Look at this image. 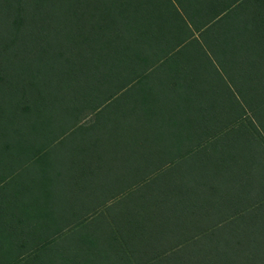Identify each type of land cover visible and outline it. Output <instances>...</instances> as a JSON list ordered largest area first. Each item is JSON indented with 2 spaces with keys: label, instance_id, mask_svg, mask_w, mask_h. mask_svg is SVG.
<instances>
[{
  "label": "trees",
  "instance_id": "16d2710c",
  "mask_svg": "<svg viewBox=\"0 0 264 264\" xmlns=\"http://www.w3.org/2000/svg\"><path fill=\"white\" fill-rule=\"evenodd\" d=\"M0 264H264V0H0Z\"/></svg>",
  "mask_w": 264,
  "mask_h": 264
}]
</instances>
